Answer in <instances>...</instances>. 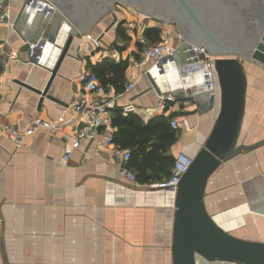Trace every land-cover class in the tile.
Segmentation results:
<instances>
[{"label": "crops", "instance_id": "obj_1", "mask_svg": "<svg viewBox=\"0 0 264 264\" xmlns=\"http://www.w3.org/2000/svg\"><path fill=\"white\" fill-rule=\"evenodd\" d=\"M23 3L9 0L13 26L0 29V122L24 132L36 117L53 120L65 115L73 120L60 130L40 127L16 140L0 126V264H172L175 193L160 187L159 181L128 177L106 141L109 127L84 139L65 159L70 136L85 121L72 104L86 91L90 62L103 57L127 59L126 81L132 75L140 77L132 90L117 96L116 106L136 104L134 112L145 121L160 114L177 119L178 139L170 148L174 155L182 149L197 152L218 108L200 113L196 101L184 97L169 101L165 110L157 106L159 92L149 88L150 79L143 74L152 64H144L141 54V37L151 40L145 35V22L127 12L105 33L113 17L103 16L90 33L74 36L50 86L55 99L46 96L40 104L41 94L18 79L43 89L58 59V44L64 43L69 29L59 26L52 47L51 21L43 14L21 13ZM152 26L161 27L160 40L178 41V31L154 22ZM119 27L128 38L119 34ZM40 39L47 44L46 56L36 61L27 42ZM11 51L18 57H11ZM185 57L182 48L174 69L159 74L162 93L177 85L192 91L201 88L200 65L187 63ZM87 96L98 98L92 92ZM261 104L248 87L241 141L244 135L256 133L258 126L252 122ZM184 113L188 115L183 118ZM263 137L260 133L255 140ZM205 201L227 230L264 240V143L224 161L209 179Z\"/></svg>", "mask_w": 264, "mask_h": 264}, {"label": "water", "instance_id": "obj_2", "mask_svg": "<svg viewBox=\"0 0 264 264\" xmlns=\"http://www.w3.org/2000/svg\"><path fill=\"white\" fill-rule=\"evenodd\" d=\"M57 8L46 18L51 21L48 36L52 47L63 25L69 29L64 43L59 45V56L51 69V76L43 89L23 80L18 81L41 94V101L50 93V86L69 52L75 35L90 33L95 23L112 11L113 20L103 33L119 20L114 7H136L168 23L176 24L187 40L206 46L216 55L214 60L218 84L196 90L184 85L172 86L176 97L195 100L200 113L218 108L214 125L193 162L181 177L174 196V222L171 243L172 264L234 262L264 264V240L242 237L224 228L209 212L205 195L212 174L222 163L245 149L264 143V137L254 142L241 141L247 107L249 77L240 55L264 65V0H52ZM25 4V3H24ZM22 5L21 13L25 10ZM210 8V9H209ZM202 9L207 12L201 14ZM102 33V34H103ZM181 48L178 49L176 59ZM223 53H230L223 55ZM36 54L46 56L44 49ZM33 60H39L36 56ZM176 65V61H175ZM162 71L147 73L149 88L162 93Z\"/></svg>", "mask_w": 264, "mask_h": 264}, {"label": "built area", "instance_id": "obj_3", "mask_svg": "<svg viewBox=\"0 0 264 264\" xmlns=\"http://www.w3.org/2000/svg\"><path fill=\"white\" fill-rule=\"evenodd\" d=\"M25 3V4H24ZM25 10L33 14H43L45 17L50 16L52 12L57 8L56 4L52 0H24ZM12 16V7L9 4V0H0V29L4 25L13 26V23L10 22V17ZM134 24V23H133ZM130 24V27L133 26ZM145 27L152 26V21L146 20L143 24ZM177 42L170 41L168 38L159 40L157 42L148 41L145 37H141V54L143 57V63H151L149 69H145L143 74L148 73L149 71H162V70H173L175 67L176 54L178 49L184 50L186 57L185 60L187 63H198L203 72V75L206 76L203 84L206 87L217 86V72L214 65V60L216 55L212 54L209 49L200 44L192 43L191 46H186L188 43L185 37L180 31L177 32ZM29 54L34 56L39 49H46L47 44L43 39L38 41L27 42ZM10 56L17 58V53L11 51ZM39 60H43V55H37ZM142 63V64H143ZM200 69V68H199ZM140 76L132 75L125 83L124 89L120 92H116L114 87L104 86L98 76L91 70L86 76V84L84 92L80 93V96L73 102V107L76 108L82 116L85 117L84 124L75 130V134L70 136V145L67 147L65 159H69L76 148L80 146V143L87 138L94 137L102 127H109L110 131L107 135V143L112 145L113 153L118 156L123 162L124 173L132 178L137 179V174L134 170L128 168L126 163L129 161L132 155V151L128 147H123L120 143L115 141L113 130L115 127L112 124L113 120V109L117 104V96L132 90L137 80ZM87 92L95 93L98 98L90 99L87 96ZM171 92L159 94L157 100V106L165 110L167 108L168 102L175 100ZM137 108L136 104L130 102L122 107L125 113L135 111ZM73 120L72 117H67L65 115H60L57 119L49 120L42 117H36L31 122V125L28 126L24 132L15 127L12 124H2V126L7 132L8 136L14 140L18 136L24 134H31L40 127H46L53 131L60 130L64 124L70 123ZM172 127L178 129L180 123L177 119L173 118L170 121ZM18 145L20 142L17 141ZM195 153H192L186 149L180 150L175 155L174 166L172 168V173L169 177L157 182L160 187L169 189L172 192H176L179 186L182 175L190 167L193 162ZM210 264L209 261L199 260L197 264Z\"/></svg>", "mask_w": 264, "mask_h": 264}, {"label": "trees", "instance_id": "obj_4", "mask_svg": "<svg viewBox=\"0 0 264 264\" xmlns=\"http://www.w3.org/2000/svg\"><path fill=\"white\" fill-rule=\"evenodd\" d=\"M118 32L125 38L129 37L122 27ZM145 35L151 42H157L161 39V27L149 26L145 29ZM128 64L127 59L117 61L103 57L96 63L90 62L89 67L104 86H112L116 92H120L126 83ZM2 68L0 61V72ZM113 111L114 139L132 151L126 166L134 170L142 181H161L169 177L175 160L170 148L178 139V129L172 127L170 117L160 114L145 121L136 112L125 113L120 106Z\"/></svg>", "mask_w": 264, "mask_h": 264}, {"label": "rangeland", "instance_id": "obj_5", "mask_svg": "<svg viewBox=\"0 0 264 264\" xmlns=\"http://www.w3.org/2000/svg\"><path fill=\"white\" fill-rule=\"evenodd\" d=\"M114 11H116L118 18H120L123 15V13L127 12L130 17H136L137 19H141L142 22H145V20L150 19L155 24L162 25L165 28L169 27L171 30H174V31H180L179 27L176 24L164 22V21L154 17L151 14L144 13V12L138 10L136 7H114ZM104 16L113 17L112 11L105 13ZM229 54L230 53H223V55H229ZM239 57H240L241 61L244 63V67L247 70L248 75H249V79H250L249 87H250L251 97L254 100H255V97H258L259 101L262 102V104L260 106L261 109H259L257 114H255L254 120L252 122V124L254 126H258V128H256V133H254L251 136L247 134L246 136L244 135L242 137L243 142H245V141L251 142L250 140H252V142H254V141H256L255 139L258 137V135H260V133H264V114H262V112H264V65L253 60V59H251V58H248V57H245L242 55H240ZM196 69H197V67L192 69V71H195ZM187 115H188V113L187 114L184 113L182 117L184 118ZM234 233H236V232H234ZM236 234H238V233H236ZM210 264H239V263L216 261V262L210 263Z\"/></svg>", "mask_w": 264, "mask_h": 264}, {"label": "flooded vegetation", "instance_id": "obj_6", "mask_svg": "<svg viewBox=\"0 0 264 264\" xmlns=\"http://www.w3.org/2000/svg\"><path fill=\"white\" fill-rule=\"evenodd\" d=\"M209 9H210V8H209ZM201 14H202L203 16H206L207 12L205 11V9H202Z\"/></svg>", "mask_w": 264, "mask_h": 264}, {"label": "bare ground", "instance_id": "obj_7", "mask_svg": "<svg viewBox=\"0 0 264 264\" xmlns=\"http://www.w3.org/2000/svg\"><path fill=\"white\" fill-rule=\"evenodd\" d=\"M50 47H51V45H50ZM199 70H200V71H201V70H204V68H201V67H200ZM204 71H205V70H204ZM201 72H202V71H201ZM202 74H203V72H202ZM203 76H204V81H205L206 76H205V75H203ZM204 263H205V262H204Z\"/></svg>", "mask_w": 264, "mask_h": 264}]
</instances>
